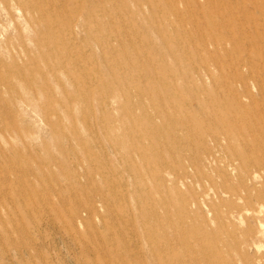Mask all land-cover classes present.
<instances>
[{
  "label": "rangeland",
  "instance_id": "374dc122",
  "mask_svg": "<svg viewBox=\"0 0 264 264\" xmlns=\"http://www.w3.org/2000/svg\"><path fill=\"white\" fill-rule=\"evenodd\" d=\"M263 156L264 0H0V264H264Z\"/></svg>",
  "mask_w": 264,
  "mask_h": 264
},
{
  "label": "bare ground",
  "instance_id": "6f19581e",
  "mask_svg": "<svg viewBox=\"0 0 264 264\" xmlns=\"http://www.w3.org/2000/svg\"><path fill=\"white\" fill-rule=\"evenodd\" d=\"M168 1V0H167ZM170 2V1H169ZM165 3V2H164ZM168 3V2H167ZM221 4V3H220ZM224 4V3H223ZM166 6H168V4H166ZM174 6V5H173ZM177 9V8H176ZM175 9V10H176ZM163 10H165V9H163ZM229 10V9H228ZM223 11H225V10H223ZM173 12V11H172ZM176 13V12H175ZM206 13V12H205ZM224 13V12H223ZM172 14V13H171ZM221 15V14H220ZM229 15V14H228ZM176 16V15H175ZM180 17V16H179ZM185 17L186 16H184V19H185ZM112 18V17H111ZM221 18V17H220ZM228 18V17H227ZM179 19V18H178ZM263 34V33H262ZM127 59V58H126ZM133 85V84H132ZM244 106L242 105V104H239V103H237L233 108L234 109H236V110H238V109H242ZM233 114V113H232ZM247 131H249V130H251L250 128H247L246 129ZM259 145V144H258ZM257 146V145H256ZM264 157V156H263ZM256 165H257V167H261V166H264V160L263 161H261V160H258L257 162H256ZM253 177H255V178H257L258 177V172L256 171V172H254V174H253Z\"/></svg>",
  "mask_w": 264,
  "mask_h": 264
}]
</instances>
